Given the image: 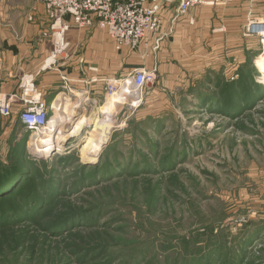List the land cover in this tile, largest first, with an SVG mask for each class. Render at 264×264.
Segmentation results:
<instances>
[{"label":"rangeland","instance_id":"obj_1","mask_svg":"<svg viewBox=\"0 0 264 264\" xmlns=\"http://www.w3.org/2000/svg\"><path fill=\"white\" fill-rule=\"evenodd\" d=\"M43 14L52 41L59 24L42 3L0 0L1 58L11 47L5 39L23 42ZM66 21L68 45L76 28ZM250 22L242 32L250 52L236 59L225 46L218 68L198 72V81L165 87L157 76L142 93L116 91L95 104L58 79L44 95L51 117L61 93L77 108L66 109L46 154L29 147L38 134L16 115H0V186L17 179L0 198V264H264V68L256 66L264 38ZM23 85L11 95L22 97ZM117 94L121 103L106 112ZM94 118L112 128L91 163L83 156Z\"/></svg>","mask_w":264,"mask_h":264},{"label":"crops","instance_id":"obj_2","mask_svg":"<svg viewBox=\"0 0 264 264\" xmlns=\"http://www.w3.org/2000/svg\"><path fill=\"white\" fill-rule=\"evenodd\" d=\"M43 15L39 17L43 20L39 25L30 27L34 30L29 29L26 36L20 37L23 42L16 37L12 39V35L5 39L11 47L4 52V60L0 57V88L11 95L19 92L23 82L38 79L40 91L48 96L60 83L58 79L67 75L68 85L74 92L97 104L105 95L103 79L145 67L157 68L158 86L183 85L186 81H196L197 73L205 68L216 70L225 46L236 59L240 54L249 53L250 41L247 39L248 46H245L242 32L247 22H264V0H218L213 5L194 8L182 17H178L176 9H171L165 16L163 29L168 36L160 51L148 55L143 49L136 53L127 49L117 51L100 29H75L66 38L67 52L53 58L50 43L54 46L55 41L46 37L47 18ZM255 30L261 32L262 29ZM32 41L36 46L29 44ZM13 46L20 49L18 55L11 51ZM22 53L25 55L19 56ZM262 60L264 55L258 59L257 67L264 68L260 65ZM155 94L161 97L162 89L158 88Z\"/></svg>","mask_w":264,"mask_h":264},{"label":"built area","instance_id":"obj_3","mask_svg":"<svg viewBox=\"0 0 264 264\" xmlns=\"http://www.w3.org/2000/svg\"><path fill=\"white\" fill-rule=\"evenodd\" d=\"M45 7L47 15L59 24V40L53 34V58L61 56L67 49L65 34L70 30L66 19L70 18L76 29H100L112 40L117 51L123 49L136 53L143 49L144 54L158 52L168 34L163 32L165 16L176 9L178 17L185 16L199 6L213 5L218 0H38ZM261 24L262 32L253 26ZM251 30V31H250ZM249 32L258 33L264 38V22L251 21ZM157 79V68L135 69L129 76L122 79H103L106 96L121 93L129 96L132 91H144ZM233 77L232 80H236ZM63 90L73 94L68 85L67 75L62 77ZM93 81H98L93 79ZM22 97L14 94L9 98L0 95V115L12 118L14 115L27 131L41 135L47 127L51 115L44 94L35 91L33 81H28ZM34 91V92H33ZM33 92V95L30 94ZM38 93V94H36ZM140 99H143L139 97ZM16 112V113H15Z\"/></svg>","mask_w":264,"mask_h":264},{"label":"bare ground","instance_id":"obj_4","mask_svg":"<svg viewBox=\"0 0 264 264\" xmlns=\"http://www.w3.org/2000/svg\"><path fill=\"white\" fill-rule=\"evenodd\" d=\"M56 36H57V40H59L60 39L59 35L57 34ZM260 65L261 66L264 65V60L260 62ZM118 95L119 94H117L116 97L113 96L112 99L109 100L104 105L105 109L104 108L103 109L106 110V112H109V113L112 112L113 109L116 108L119 103H121L120 99L117 98ZM54 104L56 108V115L55 116L53 115L51 117L47 127L44 129L41 135L32 136L31 139H33L34 143L29 145L31 149L34 148L38 153L42 155L49 152V150L46 147H48L50 142L54 139V135L58 127L63 124L62 122H60V119L66 118V115H65L66 109L71 108L73 112H75L77 108L76 106L77 103H71V98H69V96H67L65 93H61L58 96V98H56V101L54 102ZM92 124H94V130L92 134L86 138L89 141L88 142L89 145H88V148L84 152L83 158L84 160L88 162L95 163L97 161V157H99L98 151H100V147L102 145H106L105 143L108 141L110 137V129L112 127L109 121H107L106 119L103 120L101 118L92 119ZM84 126H85L84 121H81L78 124L76 130L74 131L81 132L82 130H84ZM74 131H71L66 135V138H67L66 141L72 136ZM66 141H64V143H62L61 145L64 146L63 144H65ZM95 146L97 150H95L94 148ZM52 147L54 150L56 146L52 145Z\"/></svg>","mask_w":264,"mask_h":264},{"label":"trees","instance_id":"obj_5","mask_svg":"<svg viewBox=\"0 0 264 264\" xmlns=\"http://www.w3.org/2000/svg\"><path fill=\"white\" fill-rule=\"evenodd\" d=\"M24 174H26V173H24ZM17 180V179H16ZM16 180H14V181H11V180H7V181H5L4 183H2V185H4V188H1L2 186H0V192H2V190L4 191V190H9L7 193H5L2 197H0V198H3L2 200H4L7 196H9L11 193H13V190L14 189H10L11 188V186L16 182ZM56 226H59V224L58 225H56ZM217 260V259H216ZM218 261V260H217Z\"/></svg>","mask_w":264,"mask_h":264}]
</instances>
